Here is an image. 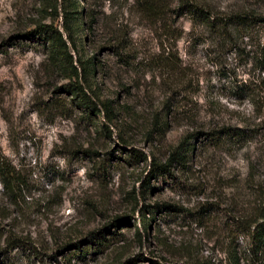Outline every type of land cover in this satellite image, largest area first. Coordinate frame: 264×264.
<instances>
[{
    "label": "rangeland",
    "instance_id": "1",
    "mask_svg": "<svg viewBox=\"0 0 264 264\" xmlns=\"http://www.w3.org/2000/svg\"><path fill=\"white\" fill-rule=\"evenodd\" d=\"M57 1L0 0V162L13 179L0 184V259L250 264L237 224L264 188V25L222 36L190 6L221 19L264 15V0H77L69 52L75 66L95 58L78 82L111 121L65 90L76 80L36 33L62 31Z\"/></svg>",
    "mask_w": 264,
    "mask_h": 264
},
{
    "label": "trees",
    "instance_id": "2",
    "mask_svg": "<svg viewBox=\"0 0 264 264\" xmlns=\"http://www.w3.org/2000/svg\"><path fill=\"white\" fill-rule=\"evenodd\" d=\"M63 23L61 25V30L58 29H48L38 30L36 33L39 35H44L48 38L50 43L49 59L51 63L57 67L60 73L63 74L64 78L69 80L75 79L76 82L65 87L67 92H70L78 102V105L82 106L84 111H88L89 114H100L98 106L102 107L104 112L103 118L106 121H111V106L109 102L100 101L98 96L94 97V101L88 98L84 92L82 85L78 82L79 79L88 83L91 75L96 68L95 58H90L87 60L79 59L78 65L73 64V57L69 52L70 44L72 49H76L75 37L78 33V24L82 20L79 16L80 13L77 10V0H63ZM53 11L57 12L58 1L53 0V3L49 5ZM190 12L194 17L201 20L204 25L213 30H219L220 34L225 36L229 31H245L247 28L256 25V23H261L264 25V15L263 14H249V13H239L231 15L226 18L210 19L204 11L197 5L190 6ZM82 24V23H81ZM246 35H243L245 37ZM256 64L261 72H264V44L260 46L258 53L256 54ZM107 129V128H106ZM186 148L181 150V152H174L170 162H181L185 159L186 153L192 150L191 144H186ZM164 165L153 166L151 175L155 178L164 172L167 168ZM0 169L5 171L4 174H0V184L4 189H10L13 184V179L4 163L0 162ZM150 189V184L148 180L144 182V191ZM258 204L254 211L245 219L238 221V228L248 239L250 264H264V188L260 190L258 196ZM10 248L19 247V241L13 242ZM22 244V243H21ZM5 251V250H4ZM4 253V252H3ZM233 264H239L238 259L235 255H231ZM0 264H17L13 259H0Z\"/></svg>",
    "mask_w": 264,
    "mask_h": 264
}]
</instances>
